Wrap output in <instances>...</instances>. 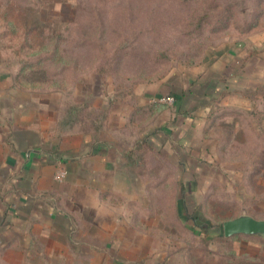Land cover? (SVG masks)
Segmentation results:
<instances>
[{"label":"rangeland","instance_id":"374dc122","mask_svg":"<svg viewBox=\"0 0 264 264\" xmlns=\"http://www.w3.org/2000/svg\"><path fill=\"white\" fill-rule=\"evenodd\" d=\"M0 48L20 53L26 82L41 85L44 119H68L78 92H98L99 80L107 101L125 105L118 119L135 117L143 85L165 115L134 147L133 194L104 197L124 246L138 239L125 228L148 230L152 250L43 246L0 251V264H264V238L217 235L242 215L264 220V0H0ZM177 96L202 123L181 132ZM195 212L209 229H195Z\"/></svg>","mask_w":264,"mask_h":264},{"label":"crops","instance_id":"0c3cea01","mask_svg":"<svg viewBox=\"0 0 264 264\" xmlns=\"http://www.w3.org/2000/svg\"><path fill=\"white\" fill-rule=\"evenodd\" d=\"M20 56L0 48V251L37 253L44 246L52 252L62 251L64 245L76 254H105L119 247L130 252L152 250L148 230L143 234L125 228L127 236L135 235L141 244L130 239V246H124V240L117 238L123 229L118 226L121 216L104 200L127 198L137 188L133 174L137 151H132L165 122V115H156L151 90L143 85L142 100L138 97L136 105L129 106L133 119H118L125 105L115 98L106 100L101 80L98 92L87 88L78 92L68 107V119H44L42 87L28 85ZM58 92L51 91L52 96ZM187 100L178 97L174 111L181 132L203 121L186 117ZM52 108L60 109L58 104ZM60 172L66 176L57 180ZM105 218L110 225L114 222V228L100 222Z\"/></svg>","mask_w":264,"mask_h":264},{"label":"water","instance_id":"95a60500","mask_svg":"<svg viewBox=\"0 0 264 264\" xmlns=\"http://www.w3.org/2000/svg\"><path fill=\"white\" fill-rule=\"evenodd\" d=\"M223 234L226 238L238 235L264 238V220L250 215H242L223 223Z\"/></svg>","mask_w":264,"mask_h":264},{"label":"trees","instance_id":"16d2710c","mask_svg":"<svg viewBox=\"0 0 264 264\" xmlns=\"http://www.w3.org/2000/svg\"><path fill=\"white\" fill-rule=\"evenodd\" d=\"M19 58L21 59V57H19ZM21 67L26 68L25 63L22 62V60H21ZM97 73L100 74V75H103V76H106L107 75L106 73H103L100 70H98ZM177 98H178V96H177ZM138 145H140V144L138 143L137 144V147H138ZM135 149H136V151H138L137 148H134V151H132V152H135ZM192 220L194 221V225L196 227L195 229H197V230H198V228H200L201 230H206V229H209L210 226H211L208 223V220L204 216H202L199 212H195L193 214ZM217 235L219 237H222L224 235L223 234V224L222 225H219Z\"/></svg>","mask_w":264,"mask_h":264},{"label":"built area","instance_id":"2783aa9c","mask_svg":"<svg viewBox=\"0 0 264 264\" xmlns=\"http://www.w3.org/2000/svg\"><path fill=\"white\" fill-rule=\"evenodd\" d=\"M160 102L166 103V104H173V102H175V99H174V97H163L160 99ZM65 176H66L65 172H60L57 174L56 179L62 180L65 178Z\"/></svg>","mask_w":264,"mask_h":264}]
</instances>
